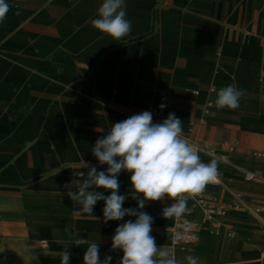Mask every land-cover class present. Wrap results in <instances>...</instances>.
I'll return each mask as SVG.
<instances>
[{"label":"crops","instance_id":"crops-1","mask_svg":"<svg viewBox=\"0 0 264 264\" xmlns=\"http://www.w3.org/2000/svg\"><path fill=\"white\" fill-rule=\"evenodd\" d=\"M102 2L6 0L0 232L41 244L40 260L48 263L61 264L68 249L70 264H84L87 244L76 245L84 239L98 243L101 261L111 256V264H119L123 252L112 247V237L119 224L136 217L105 222L104 201L92 214L75 217L80 205L69 192L87 178L86 165L107 169L91 150L112 124L143 111L153 113L154 123L174 113L182 134L191 129L213 144L214 154L200 159L218 161L222 184L203 191L225 210L215 232L200 231L190 246L173 248L168 227L174 216L162 215L173 200L146 201L141 211L154 218L150 234L157 246L170 255L184 250L199 264H264V212L247 209L264 204V179L242 177L244 169L264 177V0H126L132 29L119 40L91 24ZM232 83L245 92L239 108H218V91ZM130 175L119 174V194L127 196L124 208L135 209ZM187 201L190 217L199 220V204Z\"/></svg>","mask_w":264,"mask_h":264},{"label":"clouds","instance_id":"clouds-1","mask_svg":"<svg viewBox=\"0 0 264 264\" xmlns=\"http://www.w3.org/2000/svg\"><path fill=\"white\" fill-rule=\"evenodd\" d=\"M8 11L6 0H0V23ZM97 15L91 24L101 33L119 40L131 32V21L126 19V0H103ZM244 95V90L235 83L229 84L218 91L215 105L221 109H237ZM164 107L160 105L161 109ZM182 133V120L174 113L154 123L153 113L143 111L112 124L106 135L97 138L91 150L99 164H106L107 169L98 171L96 166L86 165L89 167L87 178L77 191L69 192L71 200L80 205L73 211L75 217L92 214L98 201H104L105 222L121 221L125 216L136 217L134 221L129 219L119 224L112 237V247L123 252L119 264H181L175 256L157 246L155 237L150 234L154 218L141 210L146 201L168 197L175 203L165 206L162 215L180 217L188 205L182 194L194 196L215 181L218 161L202 162ZM121 171L131 174L132 198L137 201L135 209L123 207L127 196L119 194ZM97 188L110 190V194L105 196L96 191ZM82 244H87L84 264H111V256L100 260L98 243L84 239L76 241V245ZM70 256L71 252L66 249L61 255V264H70ZM185 260L187 264H199L197 256L188 255Z\"/></svg>","mask_w":264,"mask_h":264},{"label":"built area","instance_id":"built-area-1","mask_svg":"<svg viewBox=\"0 0 264 264\" xmlns=\"http://www.w3.org/2000/svg\"><path fill=\"white\" fill-rule=\"evenodd\" d=\"M190 132L191 129H188V131L182 135L188 139L189 143L198 152L199 156L201 154H214V146L212 143L200 141L197 137L191 135ZM228 149L231 150L232 146H229ZM217 157L222 161H227V158L224 154H218ZM242 177L247 181L253 180L255 178L264 179V177H261L258 173L246 169L242 171ZM218 184H222L219 170L215 181L209 182L207 185ZM182 195L185 198L192 199L197 202V204H199L202 211V216L199 220L191 218L188 208H186V211L182 216H174L172 224L168 227L171 235V247L173 248L184 247L185 245L194 243L198 239V234L200 231H209L210 233L215 232L217 230V216L218 214H222L225 210L223 204L218 203L212 196L208 195L204 191L194 196H191L187 193ZM233 195L237 199V204L242 202L240 193L234 192ZM172 203H175V200H173ZM247 209L252 214L262 213L264 212V204L252 205Z\"/></svg>","mask_w":264,"mask_h":264},{"label":"rangeland","instance_id":"rangeland-1","mask_svg":"<svg viewBox=\"0 0 264 264\" xmlns=\"http://www.w3.org/2000/svg\"><path fill=\"white\" fill-rule=\"evenodd\" d=\"M0 233V264H52L40 260L42 257L41 244H27L24 239H15L11 237L10 231L5 229ZM14 240H18V243ZM190 245L191 244H188L184 247ZM178 252L185 251L181 250ZM181 264H187L186 260L184 259Z\"/></svg>","mask_w":264,"mask_h":264},{"label":"bare ground","instance_id":"bare-ground-1","mask_svg":"<svg viewBox=\"0 0 264 264\" xmlns=\"http://www.w3.org/2000/svg\"><path fill=\"white\" fill-rule=\"evenodd\" d=\"M256 216V215H255ZM187 253V252H186ZM171 254V253H170ZM188 255H192V254H185L184 252H178V251H172V256H175L176 259L180 262H182L185 257H187Z\"/></svg>","mask_w":264,"mask_h":264}]
</instances>
